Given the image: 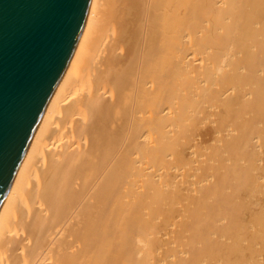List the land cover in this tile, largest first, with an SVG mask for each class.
Here are the masks:
<instances>
[{"label":"bare ground","instance_id":"obj_1","mask_svg":"<svg viewBox=\"0 0 264 264\" xmlns=\"http://www.w3.org/2000/svg\"><path fill=\"white\" fill-rule=\"evenodd\" d=\"M264 0H90L0 213V264H264Z\"/></svg>","mask_w":264,"mask_h":264},{"label":"water","instance_id":"obj_2","mask_svg":"<svg viewBox=\"0 0 264 264\" xmlns=\"http://www.w3.org/2000/svg\"><path fill=\"white\" fill-rule=\"evenodd\" d=\"M90 0H0V213Z\"/></svg>","mask_w":264,"mask_h":264},{"label":"rangeland","instance_id":"obj_3","mask_svg":"<svg viewBox=\"0 0 264 264\" xmlns=\"http://www.w3.org/2000/svg\"><path fill=\"white\" fill-rule=\"evenodd\" d=\"M262 254H263V255H262V259H263V261H264V252H262Z\"/></svg>","mask_w":264,"mask_h":264}]
</instances>
